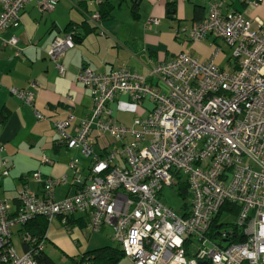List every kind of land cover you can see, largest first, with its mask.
I'll use <instances>...</instances> for the list:
<instances>
[{
    "label": "built area",
    "instance_id": "built-area-1",
    "mask_svg": "<svg viewBox=\"0 0 264 264\" xmlns=\"http://www.w3.org/2000/svg\"><path fill=\"white\" fill-rule=\"evenodd\" d=\"M35 1L0 0V36L19 27L22 11ZM59 1L37 3L43 12H51ZM263 2L249 0L247 7L258 8ZM209 5L207 19L183 31L191 45L207 38L222 40L232 52L227 67L218 63L224 53L219 45L208 60L194 56L191 46L172 61L153 66L150 76L163 88L126 69L79 73L77 79L92 92L93 110L75 136L66 133L72 116L55 127L69 149L90 160V168L85 172L79 158L71 160L75 194L62 201L56 199L55 190L68 184L67 177L43 180L39 171L28 180L42 185L40 195L27 181L18 190L17 212L0 200V264H38L30 253H18L13 244L15 226L36 216L52 222L76 213L90 214L92 232L111 228L112 240L123 246L130 264H264V24L254 27L246 13L229 11L218 0H210ZM92 20L97 23L101 17L96 13ZM151 22L160 24L158 19ZM17 41L12 38L9 44ZM74 47L71 35L55 39L52 45L49 55L61 74V59ZM17 95L29 105L35 102L29 92ZM119 95L155 104L148 118L135 121L139 129L113 119L109 104ZM95 130L98 139L131 141L100 156L92 142ZM121 159L123 166L117 163ZM49 163L43 156L41 165ZM173 170L191 185L194 206L188 217L158 197L174 184ZM227 203L240 208L238 225L244 226L247 238L243 243L218 244L206 236ZM187 238L201 243L192 258L188 249L195 244Z\"/></svg>",
    "mask_w": 264,
    "mask_h": 264
},
{
    "label": "crops",
    "instance_id": "crops-1",
    "mask_svg": "<svg viewBox=\"0 0 264 264\" xmlns=\"http://www.w3.org/2000/svg\"><path fill=\"white\" fill-rule=\"evenodd\" d=\"M43 1L46 0H37ZM100 1L60 0L51 12H43L39 3L32 2L22 11L20 26L0 36V200L7 201L14 212L19 209V188L35 171L40 169L44 175L55 179H69V163L76 157L81 160L85 172L90 168V160L83 158L78 150L55 149L59 138L55 124L66 121L72 114L75 121L66 133L75 136L81 120L93 108L91 90L77 81L80 71L87 68L107 74L115 69H126L156 84L150 76L153 66L170 62L185 48L176 40L177 29L182 23L186 26L192 23L196 6H203L206 15L208 13L206 0H111L114 6L111 18L95 23L89 16L102 9ZM168 2H176L174 17L169 12ZM135 4L137 12L132 9ZM245 13L254 27L264 24V2L258 8H247ZM151 19H158L160 24L154 25ZM85 21L89 22L88 27H77L80 37L75 47L61 59L59 65L64 69L61 74L58 64L49 55L52 45L55 39L72 35L66 32L71 23ZM12 38L18 40L15 45L9 44ZM213 41L207 38L192 44V54L210 59L215 50ZM222 49L224 53L218 63L224 67L230 55L224 45ZM21 91L35 97L34 108L18 98L17 93ZM147 104L144 101L137 106L128 97L120 96L112 104L116 122L139 129L135 126L136 119L148 117L152 110V104ZM37 112L42 119L37 117ZM3 115L7 117L4 122ZM94 132L92 142L97 154L102 156L111 148L122 149V143H116L109 136L98 139L97 131ZM43 156L50 158L53 164L41 166ZM5 163L8 176L4 177ZM117 163L124 164L122 159ZM29 181V186L39 192L38 185ZM55 194L56 199L62 201L73 196L75 189L69 184L59 186ZM84 230L75 227L66 231L56 219L49 226L48 248L59 256V261H66L99 248L98 242L112 243L111 232L104 233L106 229L91 235Z\"/></svg>",
    "mask_w": 264,
    "mask_h": 264
},
{
    "label": "trees",
    "instance_id": "trees-1",
    "mask_svg": "<svg viewBox=\"0 0 264 264\" xmlns=\"http://www.w3.org/2000/svg\"><path fill=\"white\" fill-rule=\"evenodd\" d=\"M121 1L124 2L125 0H121ZM218 1H219V3L221 5L223 3V5L225 6V9H227L229 11L232 10V11H237V12H242L243 13L242 8L240 6L237 7L235 3H240L241 6H243V7H245L247 9L248 8L247 7V2L249 0H218ZM100 3H102L103 7L99 11L98 14L101 17V21L100 22H102V21H105V20L111 18L112 10H113L114 6H113L111 0H101ZM167 7L169 9V12H170L171 16L174 17L176 15V9H177L176 2H168L167 3ZM132 9L135 12H137L138 11L137 5L136 4L133 5ZM93 15L94 14L89 16V19L91 21H93L92 20V16ZM207 16H208V13L206 15V10H205V8L203 6H196L195 7V13H194L193 21H192L191 25H193L195 23L204 22L207 19ZM88 23H89L88 21H85L82 24L71 23L67 27L66 32H72L71 36L73 37L74 42H76V39H79V37H80V35L77 34V32H78L77 31V27L80 26V27H83V28H85V27L87 28L88 27V25H87ZM189 27H186L184 29H182V28L177 29V32L175 34L176 35V40L181 45H185V48H183L181 53L184 52V50H186L187 47H191L192 46L191 43H190V40L187 41V39H188V38H186L188 36L187 33L183 31V30H185V29H187ZM74 32L76 33L75 35H74ZM212 45H214V46L219 45L220 47H222V44H220L216 40H214L212 42ZM177 56H178V54H177ZM166 63H168V62H166ZM85 69H87V68H84L81 71H83ZM115 70H117V69H115ZM77 81L79 83H81L78 79H77ZM151 85H153L156 88H158V87L163 88L158 83V81H157L156 84L151 83ZM21 92H25L26 93V91H21ZM120 96L121 95L117 96L115 98V100L109 104V108L112 111V117H113L114 120H115V117H114V111L112 109V104L114 102H116V100ZM126 97H128V96H126ZM18 98L23 103H25L26 105H28L31 108H34L35 105H36L35 102H33L32 105H29V104H27L25 102L24 99L20 98L19 96H18ZM128 98L134 104H136L137 106L142 105L144 103V101H147L148 103H151L152 104V110H151L150 114L155 109V104H153V102L149 101L148 99H143V100H141L139 102H136V101H133L130 97H128ZM93 106H94V103H93ZM92 110H93V108H92ZM92 110H91V112H92ZM90 114L88 116H90ZM70 116L73 117V121H72V123H73L75 121V118H74V116L72 114H70ZM70 116L67 118V120L70 118ZM88 116L83 118L81 121L86 119ZM148 117H146V118H148ZM6 118H7L6 115H3V117H2L3 122L6 121ZM55 129H56V127H55ZM94 133L95 132H93L92 137L94 136ZM130 141H131V139H128V140H125L124 142H122V147H123V145L125 143L130 142ZM61 147H64L67 150H71V149L68 148L66 142L63 141L59 137L57 139L56 143H55V149H60ZM112 149L113 148H111V151H112ZM71 151H73V150H71ZM111 151L105 152L104 155H102V156H106ZM49 160H50L51 163H49L47 165H41V166H51L53 164V161L50 158H49ZM81 165H82V163H81ZM37 171L40 172L43 180H46V179L61 180V179H55V178H52L50 176L44 175V173L40 169L37 170ZM37 171H35V172H37ZM172 173H173L174 180H175L174 184L172 186L176 185V188H177L176 191H177L178 196L181 197L184 201H187V199L189 197L192 198V201H191L192 203L191 204L185 203V205L182 207V209L179 212H177L179 215L188 217L190 215V213L192 212V208L194 206L193 205V194H192L191 185H190V183H189V181H188V179H187V177L185 175L177 172L176 170H173ZM71 179H72V174H71ZM27 181H29L28 178L25 179V182H27ZM68 184L73 186V187L76 186V184L73 183V179H72L71 183H69V179H68ZM41 186L42 185H38L39 192L36 191L39 195L42 193V187ZM63 186H65V185H63ZM172 186H170V187H172ZM163 190L158 195L159 199H160V196H161ZM18 203H19V201H18ZM19 206H20V203H19ZM239 210H240V208L235 206V205H233V204L227 203L226 205H224V207L213 218V221H212L209 229L206 232V236H208L212 241H214V242H216L218 244H221L224 241H227L228 244L229 243L238 244V243L245 242L247 240V238H246V235L244 233V226L238 225V217H239V213L238 212H239ZM228 216H231L234 219L230 220V219L227 218ZM57 219H59L61 221V223L64 222L63 219H65L66 227H68L67 229H69V230H71V229H73L75 227L80 228V229H85L84 233H86L87 235H91V234H94V233L97 234V233H100V232L103 231L102 228H101V230L99 232H92L91 230H88V226L90 224V219H91L90 214L88 215V214H85V213H76L74 215H69L67 217L58 216ZM50 225H51V222H50V219L48 217L36 216L33 219L29 220L25 225L15 226L12 229V234L17 236L19 238V240H20V251H21V253L22 252L23 253H30L38 264H130V262L128 261V259L125 256V252H124L123 246L121 244L116 243V242H114L112 240L113 231L110 234V238H111V241H112V243L110 245H104V246L99 247V248L88 250V251H86L85 253H83L82 255H80L77 258H69L66 261H56L47 252L48 251V239H49L48 231H49V226ZM223 234L226 235V237H227L226 239H223L221 237V236H223ZM27 236H29V238L26 240ZM186 240H187L188 243L190 241L193 242L194 244L200 243L199 240H197V241L190 240V238H187ZM189 255H190V252H189Z\"/></svg>",
    "mask_w": 264,
    "mask_h": 264
},
{
    "label": "rangeland",
    "instance_id": "rangeland-1",
    "mask_svg": "<svg viewBox=\"0 0 264 264\" xmlns=\"http://www.w3.org/2000/svg\"><path fill=\"white\" fill-rule=\"evenodd\" d=\"M209 2H210V0L209 1L206 0L207 6H208L207 7L208 10L210 8ZM235 4H236L237 7L240 6L242 8V10H243L244 13L246 12L247 9L245 7H243V6H241L240 3H235ZM188 20H190V19H188ZM185 24L186 23H182V25H181L182 26L181 27L182 29H184L186 27H189L191 25L190 24L189 26H186ZM219 43L222 44V45H224V43L222 42V40H220ZM225 48L227 49L228 54L231 55L232 54L231 50L228 47H225ZM224 67H227V62L225 63ZM147 105H149V103ZM71 181H72V179L69 178V183H71ZM176 190H177L176 185H174L172 187H165L164 190H163V192H162V194H161V196H160V200H161L162 203H164L168 207L172 208L175 212H179L182 209V207L185 205V203H187V204H191L192 203L191 202L192 201V198L189 197L187 199V201H184L181 197L178 196ZM227 218L230 219V220H233L234 219L231 216H228ZM105 229H106V231L104 233L112 232V229L111 228H108L107 227ZM66 231H67V229H66ZM95 236H97V235H95ZM13 244L16 247L18 253H21V251H20V240H19V238L17 236H14V238H13ZM98 244H100V245H98ZM97 245H98V247H102V246L105 245V243L102 244V243L98 242ZM200 246H201V243H197L195 245L189 246V252H190V255L189 256H191V258L197 253V251L200 248ZM50 249L51 248H48V251L47 252L56 261H59V256L56 253H53L52 250L50 251Z\"/></svg>",
    "mask_w": 264,
    "mask_h": 264
},
{
    "label": "water",
    "instance_id": "water-1",
    "mask_svg": "<svg viewBox=\"0 0 264 264\" xmlns=\"http://www.w3.org/2000/svg\"><path fill=\"white\" fill-rule=\"evenodd\" d=\"M202 264H207V263H202Z\"/></svg>",
    "mask_w": 264,
    "mask_h": 264
}]
</instances>
